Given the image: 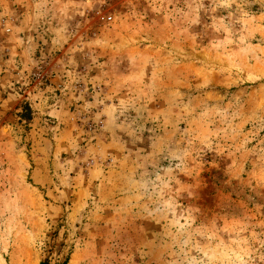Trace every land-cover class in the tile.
I'll return each instance as SVG.
<instances>
[{
    "label": "rangeland",
    "instance_id": "rangeland-1",
    "mask_svg": "<svg viewBox=\"0 0 264 264\" xmlns=\"http://www.w3.org/2000/svg\"><path fill=\"white\" fill-rule=\"evenodd\" d=\"M264 264V0H0V264Z\"/></svg>",
    "mask_w": 264,
    "mask_h": 264
},
{
    "label": "trees",
    "instance_id": "trees-1",
    "mask_svg": "<svg viewBox=\"0 0 264 264\" xmlns=\"http://www.w3.org/2000/svg\"><path fill=\"white\" fill-rule=\"evenodd\" d=\"M44 264V263H43Z\"/></svg>",
    "mask_w": 264,
    "mask_h": 264
}]
</instances>
